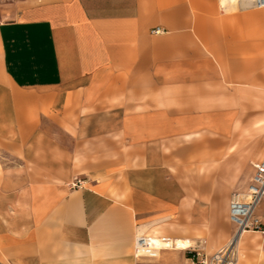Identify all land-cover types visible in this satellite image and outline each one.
<instances>
[{"label": "crops", "instance_id": "crops-1", "mask_svg": "<svg viewBox=\"0 0 264 264\" xmlns=\"http://www.w3.org/2000/svg\"><path fill=\"white\" fill-rule=\"evenodd\" d=\"M160 27L162 34H154ZM264 158V9L236 0H0V250L13 264L212 256ZM251 164L249 174L245 173ZM81 181L80 187L72 184ZM264 222V200L255 209ZM237 264H264L244 231Z\"/></svg>", "mask_w": 264, "mask_h": 264}, {"label": "built area", "instance_id": "built-area-1", "mask_svg": "<svg viewBox=\"0 0 264 264\" xmlns=\"http://www.w3.org/2000/svg\"><path fill=\"white\" fill-rule=\"evenodd\" d=\"M239 3H247L252 8L264 9V0H236ZM154 34H162L160 27L153 29ZM254 175L247 191L243 194L233 193L229 205V219L236 226V231L229 245L212 256L206 255L199 247L189 244L186 247L179 245L170 237H158L159 245H156L151 235H138L135 239L134 252L137 259H155L160 253L168 250L187 251L193 264H237L238 251L236 240L244 231L260 233L264 237V222L255 215L257 205L264 200V158L252 164ZM81 181L72 184L80 187ZM181 242V241H180Z\"/></svg>", "mask_w": 264, "mask_h": 264}, {"label": "rangeland", "instance_id": "rangeland-1", "mask_svg": "<svg viewBox=\"0 0 264 264\" xmlns=\"http://www.w3.org/2000/svg\"><path fill=\"white\" fill-rule=\"evenodd\" d=\"M251 168V164L248 165V168L245 170L246 174H249ZM0 264H13L11 261H8L6 256L0 250Z\"/></svg>", "mask_w": 264, "mask_h": 264}, {"label": "bare ground", "instance_id": "bare-ground-1", "mask_svg": "<svg viewBox=\"0 0 264 264\" xmlns=\"http://www.w3.org/2000/svg\"><path fill=\"white\" fill-rule=\"evenodd\" d=\"M223 1H225V0H223ZM237 2V1H236ZM237 3H239V2H237ZM153 241H154V243L156 244V245H159V241H158V237H153ZM179 241V240H178ZM190 244V243H189ZM179 245H181V246H183V247H186L187 245H188V242H180L179 241Z\"/></svg>", "mask_w": 264, "mask_h": 264}]
</instances>
